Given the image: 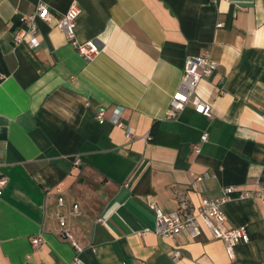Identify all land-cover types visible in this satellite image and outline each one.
<instances>
[{"label":"crops","instance_id":"1","mask_svg":"<svg viewBox=\"0 0 264 264\" xmlns=\"http://www.w3.org/2000/svg\"><path fill=\"white\" fill-rule=\"evenodd\" d=\"M39 1L0 0V264H78L58 209L83 264H264L258 197L235 193L224 205L226 225L247 228L234 257L205 226L195 239L157 235L150 208L174 210L175 190L198 207L227 185L264 186V0H45L52 21L38 20L41 45L15 46L21 16ZM73 2L78 38L101 48L92 60L57 27ZM206 49L218 69L197 93L213 116L188 105L166 118L187 56Z\"/></svg>","mask_w":264,"mask_h":264},{"label":"built area","instance_id":"2","mask_svg":"<svg viewBox=\"0 0 264 264\" xmlns=\"http://www.w3.org/2000/svg\"><path fill=\"white\" fill-rule=\"evenodd\" d=\"M81 11V7L77 2L71 3L64 15L58 20L57 27L66 35L70 43L83 58L92 60L99 54L101 48L93 39L82 41L78 38L77 23ZM38 20L46 22L52 21L49 5L45 0H40L32 13L21 16V22L14 32L13 43L15 46L26 42L30 48L36 49L41 45ZM222 24L223 23H219V25ZM217 69L218 63L213 59L209 49L199 54L188 55L180 85L172 95L170 106L166 111V118L177 119L180 112L188 105H192L194 109L202 115L212 117V106L198 95L197 87L201 80L211 77ZM105 113L106 107L104 106L100 107L97 111L96 118L101 124L106 121ZM111 121L117 126L124 128L127 136L130 137L133 135L132 129L124 124L118 113L113 114ZM207 138L208 133H203L201 140L206 141ZM194 149L199 152L200 145H195ZM74 161L77 165L81 164V159L79 157H76ZM203 181L204 176L199 175L196 178L195 184L200 187V189H203ZM4 184L5 180H1L0 195ZM58 191L61 192L60 189H58ZM235 193H237L238 197L241 199L258 197L264 201V186L262 185L252 190H241L235 185L224 186L219 195L215 197L204 196L198 207L194 206L187 192L175 190L174 194L177 198L178 205L174 210L166 212L156 203L152 202L150 204V208L153 209L155 213V227L153 231L161 237H167L172 240H176L184 234L195 239L202 233V226H205L211 231L215 238L223 240L227 252L231 257H234L236 246L241 241L247 240L246 226L229 227L226 225L224 205L234 198ZM58 205L59 207L65 205V197L63 194L58 197ZM78 212L79 205L74 204L70 213L76 214ZM55 215L59 220L61 235L69 239L76 250L74 262L83 264L80 258V252L83 248L71 232L67 215L60 209L55 211ZM99 220L105 222L103 218ZM148 231H150V228L145 229L144 232ZM32 242L35 246L40 247L43 243V238L41 236L34 237L32 238ZM181 256V250L175 248L172 255L173 260L177 261ZM29 258L30 255L27 256V259ZM23 264H29L28 260Z\"/></svg>","mask_w":264,"mask_h":264}]
</instances>
